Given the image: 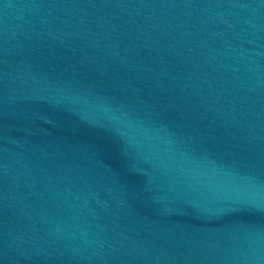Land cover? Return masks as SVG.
I'll use <instances>...</instances> for the list:
<instances>
[{"label":"water","instance_id":"1","mask_svg":"<svg viewBox=\"0 0 264 264\" xmlns=\"http://www.w3.org/2000/svg\"><path fill=\"white\" fill-rule=\"evenodd\" d=\"M0 264H264V0H0Z\"/></svg>","mask_w":264,"mask_h":264}]
</instances>
